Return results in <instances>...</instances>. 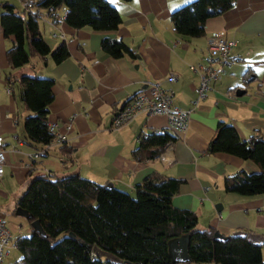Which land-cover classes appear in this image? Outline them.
Masks as SVG:
<instances>
[{
	"label": "crops",
	"instance_id": "crops-1",
	"mask_svg": "<svg viewBox=\"0 0 264 264\" xmlns=\"http://www.w3.org/2000/svg\"><path fill=\"white\" fill-rule=\"evenodd\" d=\"M25 1L0 0V19L5 2L18 12L30 9L36 13L35 7H23ZM193 1L109 0L119 8L123 24L116 31L103 32L89 27L74 30L64 21V7L52 15L43 11L40 34L53 50L60 42L67 43L70 56L59 64L49 57L47 61L32 58L17 74L50 77L54 100L49 104L47 120L58 122L61 127L71 120L73 127L65 133L66 143L48 144L42 149H46L45 154L34 159L31 167L29 156L37 150L25 143L23 117L27 111L5 82L10 71L7 52L16 41L3 34L0 24V133L7 152L5 175L0 179V211L13 236L7 264L21 259L18 248L12 246L15 240L31 234V226L16 210L15 215L8 217L2 207L11 202L17 205L27 189V180L47 174L78 175L104 186L112 182L118 190L134 196L138 184L160 172L167 178L184 181L172 204L198 215L197 228H213L223 236L236 231L255 232L264 238V192L242 196L224 188L226 176L253 174L261 168L252 160L208 150L221 121L236 127L242 141L257 132L264 138V96L256 88L258 83L264 87V0H236L235 7L226 13L196 23L193 36L177 35L171 15ZM55 15L56 25L51 22ZM222 31L227 40L237 42L231 49L232 66L211 83L205 99L194 103L208 36ZM105 38L121 39L134 50L135 58L111 57L102 49ZM155 85L173 92L172 103L188 111L190 119L184 131L172 129L163 114L145 113L137 114L127 126L111 128L112 117L124 104ZM238 90L243 94L238 95ZM18 115L21 117L17 122ZM161 129L178 135L160 152L167 161L160 155L154 161H140L133 155L138 139L145 132ZM262 250L264 256V246Z\"/></svg>",
	"mask_w": 264,
	"mask_h": 264
},
{
	"label": "trees",
	"instance_id": "trees-1",
	"mask_svg": "<svg viewBox=\"0 0 264 264\" xmlns=\"http://www.w3.org/2000/svg\"><path fill=\"white\" fill-rule=\"evenodd\" d=\"M127 1L131 0H122ZM235 5L236 0H194L171 15L172 29L177 35L193 36L196 23L222 15ZM32 7L36 13L30 9L18 12L5 2L0 24L3 34L11 35L16 41L7 52L10 71L5 82L27 111V115L21 113L25 143L41 151L54 138L47 120L49 104L54 100L53 80L17 74V70L29 65L32 58L47 61L49 57L54 64L63 63L71 53L65 42H60L54 50L48 46L39 32L41 14L46 10L52 15L64 7L67 9L64 21L74 30L89 27L100 32L116 31L123 19L119 8L109 0H35ZM101 45L115 59L135 58L134 50L121 39L105 38ZM256 88L264 96L261 83ZM216 128L208 147L210 152L252 160L261 168L253 174L226 176L224 188L242 196H259L264 192V138L257 132L242 141L236 127L225 121L219 122ZM177 137L163 129L145 132L138 139L133 155L142 162L157 160L159 153ZM183 184V180L167 178L159 172L138 184L133 196L115 186L107 189L108 184L104 186L78 175L47 174L30 178L15 209L30 213L32 217L27 219L30 226L39 220L46 237L31 226V234L15 242L21 253L20 260L22 264H106L93 256L95 246H99L131 264H172L167 250L169 240L189 234L188 253L192 260L188 264H264V245L257 246L242 236L229 235L224 242L213 240L216 229L197 228L198 215L172 204Z\"/></svg>",
	"mask_w": 264,
	"mask_h": 264
},
{
	"label": "built area",
	"instance_id": "built-area-1",
	"mask_svg": "<svg viewBox=\"0 0 264 264\" xmlns=\"http://www.w3.org/2000/svg\"><path fill=\"white\" fill-rule=\"evenodd\" d=\"M35 5V0H26L24 2V8L28 9ZM52 24L56 25L57 17L53 16L51 20ZM208 48L206 60L199 67L200 84L195 88L198 97L194 103L198 100H203L206 97V92L210 88L211 83L217 82L221 73L231 68L233 63L232 47L237 45L235 40H227L226 33L215 32L211 36H208ZM174 93L171 91L162 90L161 86L155 85L152 88L143 90L141 94H137L126 105L124 104L119 111L112 117V126L114 130L120 129L122 126L129 125L137 114H163L169 119V126L181 133L185 130L186 125L189 123V113L187 110L177 108L173 103ZM73 127V121L67 122L64 126H60L59 123H49V132L53 135V140L48 144L61 145L66 143V132L70 131ZM5 138L0 133V179L5 175L4 168L6 167L7 152L4 149ZM46 144L45 148H47ZM46 149L37 150L33 155L29 156V167L32 165V161L45 154ZM160 158L167 161L164 153H160ZM5 216L0 211V264H7L5 259L9 254V246L13 242V236L10 235L7 224L5 223ZM15 242H17L15 240ZM13 243L14 248H17L16 243ZM12 264H22V261L16 260Z\"/></svg>",
	"mask_w": 264,
	"mask_h": 264
},
{
	"label": "water",
	"instance_id": "water-1",
	"mask_svg": "<svg viewBox=\"0 0 264 264\" xmlns=\"http://www.w3.org/2000/svg\"><path fill=\"white\" fill-rule=\"evenodd\" d=\"M237 93H238V95H242L243 91L238 90ZM111 187H113L112 182H110L107 185V189H110ZM15 210H16L15 213L19 217L26 218V219H29L32 217L27 210H22L20 208H16ZM31 226H32L34 231H36L40 234H43L46 237V234L43 231V226H42L41 222H39V220L34 221L31 224ZM231 236L232 237L242 236V238H246L248 241L255 243V245H257V246L264 245L263 236L255 234V232L245 233L242 231H236V233L231 234ZM228 238H229V236H225V235L223 236L221 233H219L217 231L213 235V240H218L221 242L228 240ZM189 239H190L189 234H186L184 236L174 237V239L169 240L167 250H168V254L171 258L172 264H188V262H190L192 260L190 253H188V248L190 246ZM92 253H93L94 257H97L101 261L106 262V264H131V262H129L127 260L124 261L121 258H119V256H117L115 254L112 255V254L106 253V251L103 250L99 246H95Z\"/></svg>",
	"mask_w": 264,
	"mask_h": 264
},
{
	"label": "rangeland",
	"instance_id": "rangeland-1",
	"mask_svg": "<svg viewBox=\"0 0 264 264\" xmlns=\"http://www.w3.org/2000/svg\"><path fill=\"white\" fill-rule=\"evenodd\" d=\"M136 195V194H135ZM134 195V196H135ZM12 203V202H11ZM9 203L10 205H6V206H3L2 207V211L6 214V215H8V217H10V216H12V215H15L14 214V210H15V205H16V203ZM14 253H18L17 251H14ZM264 258V257H263Z\"/></svg>",
	"mask_w": 264,
	"mask_h": 264
}]
</instances>
